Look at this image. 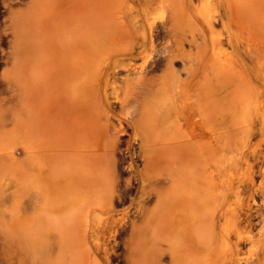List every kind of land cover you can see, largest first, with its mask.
<instances>
[{
  "label": "bare ground",
  "instance_id": "6f19581e",
  "mask_svg": "<svg viewBox=\"0 0 264 264\" xmlns=\"http://www.w3.org/2000/svg\"><path fill=\"white\" fill-rule=\"evenodd\" d=\"M213 1L220 12L203 8L210 0H91L72 36L42 20L38 52L27 10L21 14L20 141L39 147L47 165L33 185L35 169L20 166L21 194L4 195L2 264L36 262L46 248L53 264H100L110 223H94L95 247H82V262L77 247H51L55 230L68 239L72 218L54 219L53 202L65 195L71 204L86 187L114 183V151L127 142L117 135H128L115 119L131 129L139 151L130 160L143 162L140 192L153 203L132 228L129 264H264V214L257 238L241 230L252 226L249 203L264 205V42L241 0Z\"/></svg>",
  "mask_w": 264,
  "mask_h": 264
},
{
  "label": "rangeland",
  "instance_id": "374dc122",
  "mask_svg": "<svg viewBox=\"0 0 264 264\" xmlns=\"http://www.w3.org/2000/svg\"><path fill=\"white\" fill-rule=\"evenodd\" d=\"M90 1L91 0H0V218L6 215L5 210L8 203L5 201V198L9 194L10 197L14 196L16 192L21 194L22 188L26 182L25 174L21 171L20 166H29L35 169L29 172L27 180L30 185H33L36 181V176L39 175L38 178H40L42 175L41 169L45 168V165H47V162L44 163L41 154L37 152L40 150L39 147L35 149V147L33 148V146H31L28 149H23L20 141L19 120L21 117V90L18 68L19 57L16 51L18 36L22 32V21L20 16L27 10L26 12L29 16L30 23L36 33V50L38 52L40 49V36L38 32L39 29H41L42 20L46 19L45 22L48 24H52V22L55 21V26L59 24L66 37L72 36L75 30L74 23L79 18L82 10L87 8ZM119 3L120 1L118 4ZM132 4L135 6L134 0H132ZM241 5L247 23L249 25L253 23L259 24L261 38L264 42V0H241ZM203 8L215 9L220 12V6H217L213 0H210L209 3H204ZM122 18L123 24H128L130 13L128 11L125 12ZM215 28H217L216 30L218 31L223 30L221 25H216ZM225 36H223V40ZM225 40H227V36ZM161 45L158 46V49L161 48ZM225 45L224 43V50L231 53L230 48ZM37 60L38 58L36 56V62ZM152 74L160 76L161 72H152ZM123 76L125 77V74H121L120 78H124ZM130 76L132 78L135 77V75H129L127 78H130ZM119 82L120 80L118 83ZM120 86L121 83H119L118 87L120 92L119 96L122 97L123 89ZM35 120V114L31 113L29 117L31 126L36 124ZM113 123L115 126H119V123H121V126L125 127L124 132L128 134L124 137L120 134L117 135L119 139L125 140L128 143H118L116 145L114 155L117 165L114 170V183L109 186L104 185L98 188L86 187L82 194L76 195L71 204L65 201V195L63 198L65 203L60 197L53 202V209L55 211L52 215L54 219L68 214H71L72 218L70 219L67 231L68 239H59L57 237V230H55V238H53L54 240L51 247H77L76 253L81 257L82 262L86 260L82 257V247H95L93 240L95 230L93 225L101 218L106 219L110 223L111 228L105 234L104 238L101 239V241H103V247H107V253L103 259L98 256V262L100 264H129L127 247L135 246L132 228H137L143 224L144 213L140 212V209L144 207L149 208L153 205V203H151L152 200L145 201L144 195L140 192L142 189H145V184L139 181L140 177L138 174V171L144 170L143 162L140 160L132 162L130 160V158L135 157V153L139 151L135 142L129 138L131 129L127 128L121 121L119 122L118 119H115ZM254 142L256 141L254 140ZM261 148L264 150L263 145ZM8 180L10 184L8 183L9 188L7 187V189L9 190L4 191L5 188L3 186L6 185ZM11 184L13 186H11ZM17 187L19 189H16ZM7 192L11 193L7 194ZM107 192H110L111 198L109 199L104 196ZM5 194L7 196H4ZM249 204L251 206V211L254 213L250 216L251 219L245 221V225L250 224L252 226H244L241 230L248 235H253V239H255L257 238V233L255 232H257V228L261 226L258 216L264 214V205L262 204V200L258 197L255 198L254 203L251 202ZM58 212L60 214H58ZM43 216L44 213H42L41 210L37 217L38 219H43ZM147 236L148 230L146 227L145 243L143 247H147ZM1 239L0 237V264H2ZM246 241L248 244L251 243L248 240ZM246 241H244L243 247H249L248 244V246L245 245ZM54 257V251L49 252V249L46 248L42 259L36 262H32L28 259L24 264H47L48 262L51 264Z\"/></svg>",
  "mask_w": 264,
  "mask_h": 264
}]
</instances>
